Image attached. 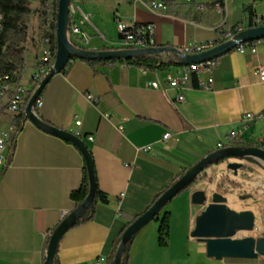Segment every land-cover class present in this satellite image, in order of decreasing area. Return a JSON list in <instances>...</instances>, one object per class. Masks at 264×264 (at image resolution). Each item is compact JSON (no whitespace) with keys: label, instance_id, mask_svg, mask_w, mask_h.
Returning a JSON list of instances; mask_svg holds the SVG:
<instances>
[{"label":"crops","instance_id":"crops-1","mask_svg":"<svg viewBox=\"0 0 264 264\" xmlns=\"http://www.w3.org/2000/svg\"><path fill=\"white\" fill-rule=\"evenodd\" d=\"M196 1L208 4V10L199 12L195 4L185 0H175L167 12H153L143 4L135 6L133 0H87L81 9L103 37L89 28L92 39L86 49L105 51L119 43L116 17L153 24L160 48L178 49L189 43L217 40L225 27H219L221 17L212 8L215 0ZM258 5L254 7L257 14ZM228 7L226 27L246 21L243 0H233ZM42 8V2L40 8H34L40 18ZM26 54L30 59L24 73L32 70L28 78L31 84L40 47L34 56ZM218 60L212 90L194 88L190 83L181 91L183 103L175 102L179 90L165 81L168 74L182 76L178 66L152 72L146 67H92L72 61L65 73L51 79L41 95L43 105L36 109L37 115L46 124L79 134L84 140L107 199L97 204L93 220L69 230L62 238L59 264H106L114 242L131 219L145 212L159 194L204 158L235 147L231 133H240V141L249 144L264 141V119L242 120L247 114L264 112V82L254 74L256 68L264 67V44L258 45L257 54L242 55L234 50ZM160 61L177 62L167 54ZM151 83L159 84V89L152 88ZM88 95L97 102H89ZM106 114L110 120L104 118ZM167 133L173 138L163 141ZM219 144L223 145L220 149ZM150 145L149 152L141 150ZM84 164L73 145L29 121L25 123L10 165L0 178V264H45L53 230L62 222L63 212L69 215L74 209L70 195L82 183ZM230 165L237 169H230ZM203 176L205 179H199L161 211L160 215L171 214L168 246L159 247V225L152 221L138 233L130 264H264L263 257L210 259L201 239L191 236L197 218L218 193L227 199L232 211L255 214V231L240 232L234 239L264 237V201L255 197L264 185V164L234 158L207 167L199 178ZM198 192L207 195L205 206L193 203Z\"/></svg>","mask_w":264,"mask_h":264},{"label":"water","instance_id":"water-1","mask_svg":"<svg viewBox=\"0 0 264 264\" xmlns=\"http://www.w3.org/2000/svg\"><path fill=\"white\" fill-rule=\"evenodd\" d=\"M71 1L72 0H58L56 21L57 53L55 61L28 101L25 108V115L29 122L43 132L76 146L86 163L90 181V192L84 204L73 210L62 220L51 234L47 246L45 264H54V258L60 241L88 212L93 204L96 192L94 163L84 140L76 134L46 124L39 119L35 111L36 103L41 100V95L45 87L54 76L60 74V72L66 68L71 58L84 61H111L135 59L141 56L161 57L167 54L174 56L180 67H188L219 59L223 55L235 50L241 44L264 39V26H261L245 29L234 35L231 40L196 55H185L177 48L160 47L139 50H89L75 46L69 38L68 31ZM234 158L255 159L264 164V152L257 148L245 149L240 147H226L204 158L169 188L150 210L145 212L127 228L121 237V242L117 248L113 264H122L126 247L132 238L152 222L167 204L177 197L183 189L198 179L207 167L216 162L227 161ZM230 169H237V166L230 165ZM192 201L197 206H205L208 202V197L205 193L198 192L193 195ZM255 229L256 217L253 212L236 213L232 211L227 206V199L223 195L216 193L212 195L211 204L206 206L205 210L197 218L196 227L191 236L196 239H201L206 247L207 257L210 259H215L217 261H223L225 259L256 260L260 257L264 258V237L258 239H234L240 232H253Z\"/></svg>","mask_w":264,"mask_h":264},{"label":"built area","instance_id":"built-area-1","mask_svg":"<svg viewBox=\"0 0 264 264\" xmlns=\"http://www.w3.org/2000/svg\"><path fill=\"white\" fill-rule=\"evenodd\" d=\"M133 1L135 6L138 4H143L153 12L168 11V7L161 0ZM232 1L233 0H215L212 3V8L221 17L219 27H225L224 30L219 33V37L217 40L212 42L189 43L178 48V50L185 55L200 54L211 50L219 44L231 40L234 35L244 31L245 29L264 26L263 15L260 16L256 13L255 16L250 17V12L248 11V8H254L256 5L264 3V0H243V8L246 14V21L233 27H226L229 16L228 6ZM185 2L189 5L195 4L196 9L199 12H205L209 8L208 4L197 3L196 0H185ZM51 11L52 3L47 0V2L43 4L42 8V17L44 23L43 26L46 30V33L49 32L51 24ZM116 22L119 33V43L114 46L113 50H139L158 47L155 38V27L153 24L139 26L136 21L126 22L122 20L121 17H116ZM89 28H94L96 34L103 37L102 34L93 26L90 16L85 14L80 7H77L76 5L71 3L68 34L72 43L73 40L76 39L84 46H88L92 39V36L88 31ZM46 33L40 42V56L36 65V73L31 79V88H27L22 85L26 61L22 70L13 72H0V174L8 168L11 161V146L13 144V136L15 134V128L12 124V121L23 109L26 108L29 92L32 90L40 76H42L43 74H47L48 70L53 66L55 61L57 45L55 52H53L50 44V38L46 36ZM259 44H264V39L251 43L241 44L235 50L242 55H246L248 53L257 54ZM155 58L160 60V57ZM39 64H48V67L39 68ZM218 65L219 60L214 59L201 64L181 67L182 76H174L172 74H168L165 80L166 83L171 88L179 90V94L176 97L175 102L183 103L184 95L181 93V91L186 89L187 86L191 83L192 73L196 74L200 89L211 91L214 84L213 72L218 67ZM254 74L259 77L261 82H264V67L259 66L258 68H256ZM150 86L154 89H159V84L157 83H151ZM87 100L91 103L97 102L93 95H88ZM42 105L43 103L41 100L37 101L36 109L41 108ZM104 118L106 120H110V116L108 114H106ZM256 118L264 119V112L262 114H259L258 116L247 114L242 118V120L248 122L254 121ZM76 125L80 126L81 121H76ZM119 130L123 131V127H119ZM76 135L79 136V134ZM172 138L173 136L170 133H167L163 136L162 140L169 141ZM90 140H93V138L90 137ZM230 140L233 143L238 142L239 140H241V134L235 132L231 133ZM222 147V144L218 145L219 149ZM151 149L152 145L141 148V150L144 152H149ZM122 197L123 195L118 197L117 200L120 201ZM255 197H257L261 201H264V185L259 188V190L255 194ZM67 215V213L63 212L62 217L65 218ZM97 264H101V262H97Z\"/></svg>","mask_w":264,"mask_h":264},{"label":"trees","instance_id":"trees-1","mask_svg":"<svg viewBox=\"0 0 264 264\" xmlns=\"http://www.w3.org/2000/svg\"><path fill=\"white\" fill-rule=\"evenodd\" d=\"M162 1L168 7V9L170 7H172L175 3V0H162ZM45 2H47V0H43L42 4H44ZM57 11H58V0H54V2L52 3L51 24H50L49 32L46 33V36H48L50 38V44H51V48H52L53 52H55V50H56ZM248 11L250 12V17L256 15L254 8L250 7V8H248ZM32 14H33V10L31 8V0H0V72L1 73L2 72L18 71V70H22L24 68L25 61H26V59H25V53H26L25 44L28 41V33H29L28 23H29V20H30ZM138 25L139 26H146L147 24H138ZM109 50H113V49H109ZM72 61H81V62L89 64L92 67H95V66H113L116 64H123L126 66H133V67H146L147 69H149L152 72L164 71V70L169 69L172 66L180 67L179 63H177V62H173V61L161 62L159 59H157L153 56H141V57H137L135 59L111 60V61H84V60H78L76 58H71V60L67 64L66 68L63 69L60 72V74L66 72V70L68 69V67ZM44 67H48V64H39V68H44ZM45 75L46 74H43L37 80L36 84L34 85L32 90L28 94L29 95L28 100H30L31 96L33 95L36 88L40 85V82L43 80ZM191 85L194 88H199L198 78H197L196 74H194V73H192V75H191ZM28 100H27V102H28ZM35 111H36V106H35ZM27 121H28V119L26 118V115H25V109H23L12 121V124L15 128V134L13 136V144L11 146V155L14 153V150H15V144H16L17 136L22 132L23 127ZM65 142H67V141H65ZM67 143L71 144L69 142H67ZM71 145H73V144H71ZM232 145L235 147H240V148H245V149L246 148H257V149L264 152V141L258 142L255 144H249L247 142H243V141L239 140V142H235ZM74 147L76 148V146H74ZM90 154H91V152H90ZM91 157H92V160L94 163V158H93L92 154H91ZM223 162L224 161H219V162H216L214 164H220ZM94 171H95V179H96V192H95L93 204L90 207V209L88 210V212L76 223V225L72 229L78 228L83 223L93 220L97 204L100 202L101 203L107 202V199H106L105 195L102 193V191L100 190V187H99V184L97 181L95 164H94ZM3 173L0 174V178L3 175ZM199 179H205V178L203 176L202 178L196 179L192 184H190L188 187L183 189L182 192L188 190L193 185H195ZM178 180H176L175 183ZM173 185H171L169 188H171ZM169 188H167V190ZM166 191L159 194L155 198L154 202L146 209L145 212L150 210L151 207L157 202V200ZM89 192H90V181H89L88 170H87L86 163H85L84 167H83L82 183H81L80 187L77 190L73 191L70 195V199L74 205L73 210L77 209L78 207H80L84 204L86 198L89 195ZM145 212L133 217L131 219V221L124 227V229L120 233L119 238L114 242L112 255L109 258V260L106 262V264H113L114 257H115L117 248L121 242V237H122L123 233L127 230V228L133 222H135ZM65 218H63V220ZM153 221H156L159 225V227H158V245L161 248H166L168 246V240L170 237L171 214L169 212H165L162 215L158 214L157 217ZM53 232H54V230H53ZM137 235H135L132 238V240L129 242V244L127 245L125 254L123 255L122 264H130V252H131L132 245H133ZM54 264H59V262H58V250H57V253H56L55 258H54Z\"/></svg>","mask_w":264,"mask_h":264},{"label":"rangeland","instance_id":"rangeland-1","mask_svg":"<svg viewBox=\"0 0 264 264\" xmlns=\"http://www.w3.org/2000/svg\"><path fill=\"white\" fill-rule=\"evenodd\" d=\"M50 3H53L54 0H48ZM87 0H72L71 3L76 5L77 7L83 8V4L86 3ZM42 0H31V8L33 10V14L29 20L28 26H29V33H28V41L25 44L26 53H29V55L32 57L35 54V51H37L38 46L40 47V42L43 39L46 30L43 26V17H38V14L34 13L35 7H41ZM258 15L264 16V3H261L257 7ZM112 29V28H111ZM73 43L77 47L86 48L87 46H84L80 42H78L76 39L73 40ZM25 53V59L26 62L28 61L27 54ZM27 65V63H26ZM30 65V64H29ZM32 70L27 69L24 73V77L22 79V85H24L27 88H31V84L28 83V78L31 77ZM157 223V222H156Z\"/></svg>","mask_w":264,"mask_h":264}]
</instances>
